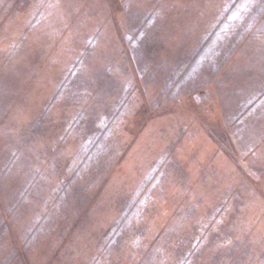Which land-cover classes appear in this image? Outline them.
Here are the masks:
<instances>
[{"label": "rangeland", "instance_id": "obj_1", "mask_svg": "<svg viewBox=\"0 0 264 264\" xmlns=\"http://www.w3.org/2000/svg\"><path fill=\"white\" fill-rule=\"evenodd\" d=\"M0 264H264V0H0Z\"/></svg>", "mask_w": 264, "mask_h": 264}]
</instances>
